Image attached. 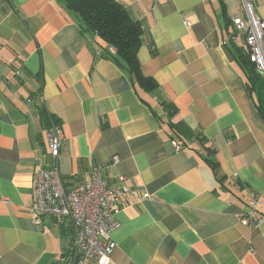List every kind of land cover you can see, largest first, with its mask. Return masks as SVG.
Segmentation results:
<instances>
[{"label": "crops", "instance_id": "crops-1", "mask_svg": "<svg viewBox=\"0 0 264 264\" xmlns=\"http://www.w3.org/2000/svg\"><path fill=\"white\" fill-rule=\"evenodd\" d=\"M117 1L143 28L138 60L157 94L135 89L64 0H0V264H52L74 244L69 221L38 226L30 212L36 172L51 167L40 109L62 128L66 190L93 165L139 196L116 216L110 264H264V113L232 22H247L245 2L264 22V0ZM170 124L206 143H180ZM253 197L262 223L245 226Z\"/></svg>", "mask_w": 264, "mask_h": 264}, {"label": "built area", "instance_id": "built-area-1", "mask_svg": "<svg viewBox=\"0 0 264 264\" xmlns=\"http://www.w3.org/2000/svg\"><path fill=\"white\" fill-rule=\"evenodd\" d=\"M247 22L237 16L232 19L235 29L246 37L251 51V61L264 74V22L257 16L253 4L244 3ZM186 25H189L185 20ZM49 141L50 168H40L36 172L34 204L30 208L33 222L41 226L44 217H52L58 223L69 221L74 229L73 248L80 256L78 264L92 261L95 264H110L116 247L112 233L119 227L117 214L124 209L130 198L139 199L132 189L129 179L120 176L109 185L101 176L100 169L90 166L84 182L72 190H66L58 168L61 156L63 132L60 126L47 131ZM119 158L113 159L116 165ZM149 195H144L143 199ZM260 200L253 197L250 211L242 219V224L262 223L256 215ZM254 252V251H252Z\"/></svg>", "mask_w": 264, "mask_h": 264}, {"label": "trees", "instance_id": "trees-1", "mask_svg": "<svg viewBox=\"0 0 264 264\" xmlns=\"http://www.w3.org/2000/svg\"><path fill=\"white\" fill-rule=\"evenodd\" d=\"M68 10L73 13L82 23L83 28L94 34L101 40L107 57L116 63L134 82L137 91H143L146 94H157L159 86L156 81L147 77L141 68L138 60V52L142 45L143 28L134 21L125 7L117 0H64ZM241 65L247 75L250 88L260 97L259 108L264 113V77L257 71L256 65L251 61L250 51H244L240 56ZM262 90V93H260ZM166 109L168 105L163 104ZM40 119L46 122L50 130L53 126H58V121L47 114L43 109L39 110ZM170 127L177 133L184 134L186 138H178L180 143L186 144L188 139L197 137L200 143H206L201 135L193 133L184 124H170ZM184 144V145H185ZM206 161L209 162L214 171L217 181L223 183L225 180L219 172L216 151L210 148L206 149ZM74 245V244H73ZM80 256L76 254L74 248L66 250L58 260L52 264H78Z\"/></svg>", "mask_w": 264, "mask_h": 264}]
</instances>
